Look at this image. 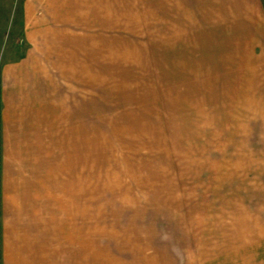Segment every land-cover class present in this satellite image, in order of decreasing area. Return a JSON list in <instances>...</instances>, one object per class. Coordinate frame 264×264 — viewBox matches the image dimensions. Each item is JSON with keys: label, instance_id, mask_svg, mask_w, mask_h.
Segmentation results:
<instances>
[{"label": "rangeland", "instance_id": "1", "mask_svg": "<svg viewBox=\"0 0 264 264\" xmlns=\"http://www.w3.org/2000/svg\"><path fill=\"white\" fill-rule=\"evenodd\" d=\"M136 6L58 70L74 130L41 264H264V0Z\"/></svg>", "mask_w": 264, "mask_h": 264}, {"label": "crops", "instance_id": "2", "mask_svg": "<svg viewBox=\"0 0 264 264\" xmlns=\"http://www.w3.org/2000/svg\"><path fill=\"white\" fill-rule=\"evenodd\" d=\"M136 3L16 0L12 15L2 23L6 34L0 38V264H41V245L50 249L52 238L55 249L58 122L70 138L74 130L65 98L58 114V70L62 79L72 70L82 73L79 59L88 57L90 28L127 24L121 20L135 18ZM62 148L67 152L65 145ZM62 180L64 194L67 183Z\"/></svg>", "mask_w": 264, "mask_h": 264}]
</instances>
